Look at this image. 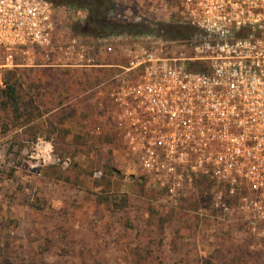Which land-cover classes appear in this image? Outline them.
I'll return each mask as SVG.
<instances>
[{
  "label": "built area",
  "instance_id": "obj_1",
  "mask_svg": "<svg viewBox=\"0 0 264 264\" xmlns=\"http://www.w3.org/2000/svg\"><path fill=\"white\" fill-rule=\"evenodd\" d=\"M175 1L170 21L190 27L187 38L81 35L48 0H0V87L15 68L102 71L78 96L96 98L97 130L116 132L126 168L170 200L185 186L212 183L219 216L240 213L257 231L264 223V0Z\"/></svg>",
  "mask_w": 264,
  "mask_h": 264
},
{
  "label": "rangeland",
  "instance_id": "obj_2",
  "mask_svg": "<svg viewBox=\"0 0 264 264\" xmlns=\"http://www.w3.org/2000/svg\"><path fill=\"white\" fill-rule=\"evenodd\" d=\"M48 1L77 33L86 11ZM113 1L109 15L124 20L167 22L177 7L175 0ZM84 75L2 74L20 83L17 103H28L18 115L0 101V262L264 264V223L252 231L240 213L223 220L212 208L214 184L185 186L181 198L170 200L161 186L126 168L116 132L98 131L91 119L96 98L77 96L88 89L78 83Z\"/></svg>",
  "mask_w": 264,
  "mask_h": 264
},
{
  "label": "trees",
  "instance_id": "obj_3",
  "mask_svg": "<svg viewBox=\"0 0 264 264\" xmlns=\"http://www.w3.org/2000/svg\"><path fill=\"white\" fill-rule=\"evenodd\" d=\"M58 5H66L69 7L81 8L86 11V17L83 22L76 24L77 33L80 34H89L96 37H105L109 35H128V36H140L146 34H155L158 36H163L165 38L171 39H180L189 37L193 30L185 25H179L170 21L172 17H169V22L164 21H150V20H124L111 17L109 14L113 11L115 3L113 0H54ZM22 69H31V70H40V71H61L59 69H47V68H15L12 70H22ZM12 70H8L4 73H10ZM69 70V69H66ZM80 71V70H73ZM86 75L78 82L79 86L83 89L88 87L91 83L88 84V79H92L98 75H101L102 71L94 72H84ZM104 74V73H103ZM18 85L15 81L9 82L4 81V87H0V101L6 106H15V112L18 111V107L28 102L17 103L19 99L18 94ZM79 87V89H80ZM82 89V90H83ZM80 93H78L79 95ZM77 95V96H78ZM10 102V103H8ZM34 101L31 99L30 104ZM69 106V105H68ZM30 111V110H28ZM18 115L19 113L16 112ZM31 113V112H29ZM91 119H94V116L91 115ZM20 116H15L19 118ZM203 180V179H202ZM203 182L204 181H200ZM180 211V210H179ZM178 211V212H179ZM0 264H27L25 261H11L7 258L0 262ZM29 264V263H28Z\"/></svg>",
  "mask_w": 264,
  "mask_h": 264
}]
</instances>
